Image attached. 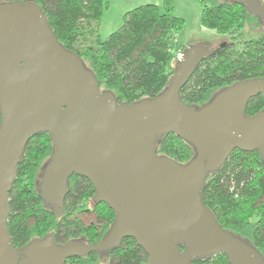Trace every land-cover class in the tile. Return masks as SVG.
I'll list each match as a JSON object with an SVG mask.
<instances>
[{"label":"water","instance_id":"1","mask_svg":"<svg viewBox=\"0 0 264 264\" xmlns=\"http://www.w3.org/2000/svg\"><path fill=\"white\" fill-rule=\"evenodd\" d=\"M229 1L245 6L264 27L259 0ZM211 53L204 44L186 47L159 94L117 103L58 42L35 3L1 2L0 264H63L125 238L144 251L148 264H190L216 254L230 264H264L253 246L221 228L201 197L207 176L232 151L258 152L264 161V108L245 115L248 100L264 95V78L235 82L201 106L186 105L180 90ZM41 132L53 146L36 183L42 204L61 215L69 178L87 179L93 200L115 215L98 243L59 245L48 233L21 249L12 245L6 225L9 192L26 143ZM166 134L193 148L188 162L156 153Z\"/></svg>","mask_w":264,"mask_h":264},{"label":"trees","instance_id":"2","mask_svg":"<svg viewBox=\"0 0 264 264\" xmlns=\"http://www.w3.org/2000/svg\"><path fill=\"white\" fill-rule=\"evenodd\" d=\"M33 2L43 12L58 42L75 53L92 72L101 90L111 92L117 103H132L153 98L166 86L173 69V33L183 20L173 15L175 0L161 5L144 4L122 17V25L104 41L97 38V23L106 8L105 0H10ZM200 7L199 23L203 29L229 36V41L197 65L180 90L182 101L201 106L218 90L235 82L264 78V36L243 41L234 49L245 24L260 28L257 18L243 5L229 0H195ZM94 40H91V39ZM80 40L87 45L78 47ZM88 41H93L91 44ZM181 48V47H180ZM182 52L185 50L181 48ZM228 50H231L228 52ZM264 108V95L249 99L245 115ZM52 140L46 132L31 136L17 166V176L9 192L10 212L6 219L11 241L15 245L52 232L58 238L76 236L98 243L109 230L114 212L102 210L104 225L97 232L94 225L82 226L73 211L93 194L91 185L70 182L64 198L65 217H56L44 207L36 190V176L52 153ZM158 155L179 164L188 162L193 148L174 134L164 135L157 144ZM87 181V180H86ZM264 161L258 152L232 151L221 168L207 176L201 197L223 230L240 237L255 248L264 260ZM94 243V244H95ZM131 264H143L141 249L131 245L123 253ZM190 264H230L223 254L195 258Z\"/></svg>","mask_w":264,"mask_h":264},{"label":"rangeland","instance_id":"3","mask_svg":"<svg viewBox=\"0 0 264 264\" xmlns=\"http://www.w3.org/2000/svg\"><path fill=\"white\" fill-rule=\"evenodd\" d=\"M10 0H0L1 2ZM147 0H105L106 8L102 12V15L97 23H93L92 27H96L97 38L100 41H104L111 33L115 32L122 25V17L127 11L136 8L140 5H144ZM156 1V0H151ZM160 1V5L163 0ZM264 7V0H259ZM150 4H155L151 3ZM156 5V4H155ZM173 15L183 20V25L180 30L173 33L174 37V58L168 63V70H172L176 63L178 55L182 54L181 48L195 44L207 45L212 51L216 50L219 46L229 41V36L218 35L214 31L203 29L199 23L200 7L195 0H175L173 4ZM264 36V27L253 28L248 24H245L241 36L237 39L234 49L239 48L243 41L257 39ZM91 40H94L93 38ZM91 41H88L89 44ZM83 40H80L78 47L87 45ZM181 47V48H180ZM231 50H228L230 52ZM41 169V168H40ZM35 180L38 181L40 170ZM261 201H264V194L261 197ZM88 223V222H86Z\"/></svg>","mask_w":264,"mask_h":264},{"label":"flooded vegetation","instance_id":"4","mask_svg":"<svg viewBox=\"0 0 264 264\" xmlns=\"http://www.w3.org/2000/svg\"><path fill=\"white\" fill-rule=\"evenodd\" d=\"M69 180L71 183L72 182H85V185L87 186L91 185L87 179L77 176V175H72L69 178ZM69 185H68V188H69ZM93 195H94V189H93V194L90 198L85 199L84 201H82L76 206V209H74L73 211L72 217L73 218L75 217V220H77L82 226L87 227L90 225H94L97 228V232L99 233L101 232V228L104 225V221L101 219V216H102V210L104 209L105 204L101 202H95L93 200ZM67 215H68V212H64L63 210V213L61 215H58V216L55 215V216L65 217L67 218L66 220H68ZM52 233L55 235V241L59 245H65L67 243H78V242H82L87 245H92L95 243V241L93 240L86 239L83 236V234L79 235V232L77 233L76 236H73V237H70V236L61 237L60 236V238H58V234L56 232H52ZM29 241L19 244V245L13 244L12 241L11 243L15 248L21 249ZM131 245L135 246L137 249H141L133 239L125 238L121 240L118 245H116L115 247L111 249H108L102 252L93 251L84 256L69 257L65 260L63 264H131V259H128L129 261H127L123 255V253H125L126 248L131 249ZM141 254L143 255L142 261L146 260L145 262H143V264H148V258L142 249H141Z\"/></svg>","mask_w":264,"mask_h":264},{"label":"crops","instance_id":"5","mask_svg":"<svg viewBox=\"0 0 264 264\" xmlns=\"http://www.w3.org/2000/svg\"><path fill=\"white\" fill-rule=\"evenodd\" d=\"M146 2L147 3H145V4H150L149 2H151V3H155L156 5H160V1H158V0H156V1L147 0Z\"/></svg>","mask_w":264,"mask_h":264}]
</instances>
